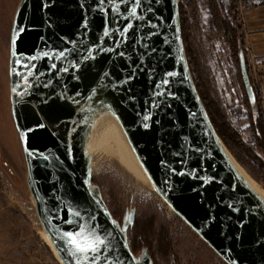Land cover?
Instances as JSON below:
<instances>
[{
    "label": "water",
    "instance_id": "95a60500",
    "mask_svg": "<svg viewBox=\"0 0 264 264\" xmlns=\"http://www.w3.org/2000/svg\"><path fill=\"white\" fill-rule=\"evenodd\" d=\"M9 41L26 182L62 264H153L147 248L134 253L128 241L135 207L120 221L92 187L86 142L101 103L112 106L156 192L211 248L228 264H264V199L235 166L197 90L179 0H19ZM239 64L254 106L242 48ZM81 231L105 240L87 259L66 236Z\"/></svg>",
    "mask_w": 264,
    "mask_h": 264
},
{
    "label": "rangeland",
    "instance_id": "374dc122",
    "mask_svg": "<svg viewBox=\"0 0 264 264\" xmlns=\"http://www.w3.org/2000/svg\"><path fill=\"white\" fill-rule=\"evenodd\" d=\"M187 1L190 3L186 17L185 13L180 14L183 42L186 39L191 46V58L200 68L201 80L216 108L242 139L257 150L249 119L250 115L254 117L255 108L249 103L241 84L240 64L232 56L222 29L214 23L215 17H211V1L179 0V13L182 8L185 10L183 5ZM18 3L19 0H0V264H62L45 240L26 182V162L10 110L9 36ZM212 3L213 6L216 4V13L228 17L231 23L240 24V0L236 1L237 6L233 0H214ZM191 73L193 76V71ZM229 153L251 178V174ZM90 154L92 187L97 185L111 212L122 221L124 214L135 207L133 224L127 228L131 247L134 248L135 227L139 226L146 236V248L153 264H228L156 192L135 155L133 159L145 179L111 154ZM258 183L264 190V183ZM164 234L168 238L167 248L161 246Z\"/></svg>",
    "mask_w": 264,
    "mask_h": 264
},
{
    "label": "trees",
    "instance_id": "16d2710c",
    "mask_svg": "<svg viewBox=\"0 0 264 264\" xmlns=\"http://www.w3.org/2000/svg\"><path fill=\"white\" fill-rule=\"evenodd\" d=\"M185 1L186 0H184V2ZM210 1H211L212 11H213V14L211 17H215L213 18L214 23H216L219 26V28L222 29V34H224L226 43L230 48L232 56L236 57V60L238 61L237 63H239L240 48H242L243 53L246 58V50L244 48L241 25L238 24V22L231 23L228 17L226 16L222 17L220 13L219 14L216 13L217 10H214L215 8L214 6L216 4H214L213 6L212 2L214 0H210ZM236 1L237 0H233V3L237 6ZM189 3L190 2L187 1V3L183 5L185 7V10L184 8H182V12H180V14L185 13V17L188 13L187 8L189 6ZM182 27H183V33H184V25ZM184 42H185V48H186L187 59L189 62V67L193 71L194 82L196 84L197 90L202 98V101L208 111V114L212 120V123L219 137L221 138L222 142L224 143L228 151L233 154V156L243 166V168L247 170L255 180H257L258 182L264 183V111L262 108L261 98H260L258 91L254 87L255 95H256V102L253 108H255V111H254V117L251 118L252 117L251 115L249 117L250 126H251V130L253 133L255 145L257 146V150L259 149L258 152H256L257 150L253 148L252 146H249L242 139L240 133H238L236 130L233 129V127L229 124V122L225 120L224 116L219 111V109L216 108L214 101L212 100V98L209 97L208 89L205 86L204 81L201 80V70L193 62L191 58V55H192L191 46L188 45L186 39H184ZM188 52L190 55L188 54ZM247 70H249L248 67H247ZM239 78L241 80V75H239ZM241 84H243L242 80H241ZM246 102L248 104L247 100ZM165 236L166 234L161 236V246L163 248H165L168 245V241H167L168 238L167 236L166 237ZM132 244L134 248L138 247V249L136 248L137 250L146 248L148 244L146 240V236L143 234V231L140 229L139 226L135 227L134 238L132 239ZM131 248L134 253L137 251L133 247Z\"/></svg>",
    "mask_w": 264,
    "mask_h": 264
},
{
    "label": "bare ground",
    "instance_id": "6f19581e",
    "mask_svg": "<svg viewBox=\"0 0 264 264\" xmlns=\"http://www.w3.org/2000/svg\"><path fill=\"white\" fill-rule=\"evenodd\" d=\"M86 150L89 153L102 152L111 154L112 156L116 157V159L119 160L121 164L126 166V168L129 167L131 170L136 172L138 176L145 179L141 168L137 165L138 163H135L133 159L134 154L127 135L125 134V131L110 104L101 103L94 110V114L91 118V124L88 130ZM231 158L239 172L253 188V190L264 199V190L243 172V170L240 168V165L234 160L232 156ZM92 166L93 164L91 160V167ZM45 240L55 254L57 260L61 262V260L57 256V253L52 247L49 237L46 233Z\"/></svg>",
    "mask_w": 264,
    "mask_h": 264
},
{
    "label": "crops",
    "instance_id": "0c3cea01",
    "mask_svg": "<svg viewBox=\"0 0 264 264\" xmlns=\"http://www.w3.org/2000/svg\"><path fill=\"white\" fill-rule=\"evenodd\" d=\"M241 31L246 57L258 58L260 85L257 91L264 111V0H240Z\"/></svg>",
    "mask_w": 264,
    "mask_h": 264
},
{
    "label": "snow or ice",
    "instance_id": "6c2138e0",
    "mask_svg": "<svg viewBox=\"0 0 264 264\" xmlns=\"http://www.w3.org/2000/svg\"><path fill=\"white\" fill-rule=\"evenodd\" d=\"M103 2V0H101ZM135 8L132 9L131 15H135ZM128 27H131V24L128 25ZM124 31H127V28L124 29ZM145 119H148V117H145ZM66 236L69 239V242L73 246V249L76 253L82 254V257L87 259L89 258V254H98L100 251V246L105 244V240L101 239L99 236H97L94 232H84L81 231L79 233L73 234L71 232L66 233ZM91 260L94 262L97 259V255H92Z\"/></svg>",
    "mask_w": 264,
    "mask_h": 264
},
{
    "label": "built area",
    "instance_id": "2783aa9c",
    "mask_svg": "<svg viewBox=\"0 0 264 264\" xmlns=\"http://www.w3.org/2000/svg\"><path fill=\"white\" fill-rule=\"evenodd\" d=\"M240 8L242 10V7ZM240 21H241V18H240ZM247 63L249 67L251 82L258 88V86L260 85V79H259V74H258V64H257L258 58L253 55H251L250 57L248 56Z\"/></svg>",
    "mask_w": 264,
    "mask_h": 264
},
{
    "label": "flooded vegetation",
    "instance_id": "af4514ba",
    "mask_svg": "<svg viewBox=\"0 0 264 264\" xmlns=\"http://www.w3.org/2000/svg\"><path fill=\"white\" fill-rule=\"evenodd\" d=\"M246 62H247V57H246ZM247 67H248V63H247ZM248 69H249V67H248ZM248 73H249V76H250V72H249V70H248ZM251 80V79H250ZM252 83V82H251ZM253 85V87H255L256 88V86L254 85V84H252ZM257 89V88H256ZM115 217L117 216V215H114ZM117 219H118V216L116 217ZM166 237V236H165Z\"/></svg>",
    "mask_w": 264,
    "mask_h": 264
}]
</instances>
